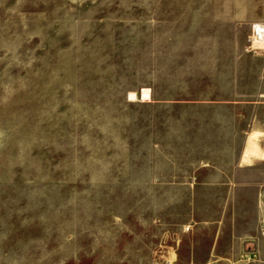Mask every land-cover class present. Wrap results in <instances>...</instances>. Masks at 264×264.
I'll return each instance as SVG.
<instances>
[{
  "label": "rangeland",
  "instance_id": "obj_1",
  "mask_svg": "<svg viewBox=\"0 0 264 264\" xmlns=\"http://www.w3.org/2000/svg\"><path fill=\"white\" fill-rule=\"evenodd\" d=\"M254 23L264 0H0V264L246 263L231 242L264 203V160L170 186L160 135L186 111L219 134L232 109L176 100L230 88L234 43L264 55Z\"/></svg>",
  "mask_w": 264,
  "mask_h": 264
},
{
  "label": "crops",
  "instance_id": "obj_2",
  "mask_svg": "<svg viewBox=\"0 0 264 264\" xmlns=\"http://www.w3.org/2000/svg\"><path fill=\"white\" fill-rule=\"evenodd\" d=\"M225 61L224 68L216 69L223 71L220 73L218 71L216 75L230 77L221 81L230 84V88L212 91L208 95L176 100L177 104L190 109L199 107L232 109L228 114L222 112L216 116L213 123L220 131L219 134L208 135L207 131H202L201 135H194L198 118L202 115L186 111L183 133L173 131L170 135H160L163 163L169 165L165 170L177 173L169 176V181L174 182L168 184L170 186L182 185L180 183L182 177L188 183L187 186H196L194 182L198 177H206L204 181H209L208 178L213 177L211 173L214 172L233 171L248 175L264 160V89L259 86L261 77L264 76V55L247 53L243 44L236 42ZM141 98L147 99L142 97V90ZM247 117L249 121H246ZM200 123L204 128L208 126L206 122ZM226 130H229L230 135H225ZM181 172L186 174L182 176ZM238 215L252 218L248 224H237V238L231 243H236L238 251H242L240 255H247V260L251 261V257L255 255L253 247L254 245L258 247L257 237L260 235L258 223L264 218V203L260 210L256 208L240 212ZM262 244L264 247V243ZM261 253L264 255V250ZM206 261L207 259L203 264ZM210 261L218 260L208 262ZM225 261H238L239 264L245 262L243 259H226L218 262Z\"/></svg>",
  "mask_w": 264,
  "mask_h": 264
},
{
  "label": "built area",
  "instance_id": "obj_3",
  "mask_svg": "<svg viewBox=\"0 0 264 264\" xmlns=\"http://www.w3.org/2000/svg\"><path fill=\"white\" fill-rule=\"evenodd\" d=\"M250 46H257L259 44L264 43V23H254L251 27V33L248 37ZM259 234L263 240L264 243V218L262 221L259 223ZM245 256V255H244ZM246 257V263H241V264H247V256ZM240 262L238 261H225V262H211L210 264H239ZM249 264V262H248ZM259 264H264V261L259 263Z\"/></svg>",
  "mask_w": 264,
  "mask_h": 264
},
{
  "label": "bare ground",
  "instance_id": "obj_4",
  "mask_svg": "<svg viewBox=\"0 0 264 264\" xmlns=\"http://www.w3.org/2000/svg\"><path fill=\"white\" fill-rule=\"evenodd\" d=\"M149 91H148V89L146 90V89H142V97L143 98H148L149 97ZM258 135V134H257ZM253 154V153H252Z\"/></svg>",
  "mask_w": 264,
  "mask_h": 264
}]
</instances>
